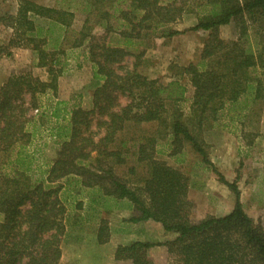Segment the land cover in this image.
<instances>
[{"label": "trees", "instance_id": "trees-1", "mask_svg": "<svg viewBox=\"0 0 264 264\" xmlns=\"http://www.w3.org/2000/svg\"><path fill=\"white\" fill-rule=\"evenodd\" d=\"M70 1L50 7L18 0L12 10L0 9V28L11 33L0 59L10 48H27L33 66L48 75L41 81L11 72L0 87V264H58L62 239L69 229L82 231L85 213L97 218L126 208L132 213L123 221L150 220L174 238L119 245V264H264V224L245 212L236 182L216 170L201 139L220 126L240 133L247 146L253 141L242 128L258 116L256 107L264 109V0H80L78 9ZM76 13L84 15L78 32L71 29ZM188 14L196 22L187 31L208 33L198 61L166 83L142 75L138 62L152 40L182 34L172 25ZM230 24L234 38L221 39L219 27ZM73 53L91 65L88 110L59 95ZM129 57L133 64L124 66ZM46 93L56 99L46 117L59 149L43 166L39 151L28 149L27 127L35 124L27 114ZM185 146L232 192L227 214L192 221L187 176L159 158L180 164ZM109 235L100 219L96 242Z\"/></svg>", "mask_w": 264, "mask_h": 264}, {"label": "rangeland", "instance_id": "rangeland-1", "mask_svg": "<svg viewBox=\"0 0 264 264\" xmlns=\"http://www.w3.org/2000/svg\"><path fill=\"white\" fill-rule=\"evenodd\" d=\"M17 1L18 0H0V9L10 11L15 7ZM31 1L43 6L52 7L57 5L56 0ZM173 1L177 0H162L163 3ZM70 5L71 8L78 9L82 5V2L80 0H71ZM83 19V14L76 13L71 29L78 32ZM195 22L196 19L194 14L183 15L179 22L172 25V28L184 31L182 34L176 35L165 42L163 39L152 40L151 44L153 45L146 49L144 55L139 59L138 71L149 79H156L162 83H166L170 80L172 75L178 72V68L187 66L192 62L196 63L208 33L203 31H187ZM71 34V31H69V40L72 39L73 34ZM218 35L224 40L233 39L234 28L232 24L220 26ZM10 37L11 33L9 30L0 28V44L2 46H6ZM143 47L144 46L141 45L140 48ZM9 51L11 52V56L2 57L0 60V83L3 81L7 72L20 73L28 71L41 81L48 80V75L44 69L35 68L33 62L28 64V52L30 53V50L27 48L14 47L10 48ZM76 53H73L74 55L72 56L70 55L73 59H70L68 62L65 75L59 84V93L63 98H68L70 102H73V100L77 103L87 101L88 108L85 110H88L92 107L91 95L95 87V84L92 82L91 67L86 70V75L87 77L91 76V80L86 83L83 89L73 91L70 87L69 76L73 71H78L76 64L81 61L80 58H74ZM133 61L134 58H125L122 64L131 67ZM84 62L85 64H89L86 60ZM186 87L188 88L186 96L190 97V86L186 84ZM48 94V96L45 94L38 96L37 102L40 109L47 106V101L51 98V94ZM27 99L28 97L26 96V105ZM49 102H51V99ZM118 103L124 105L125 100L120 98ZM256 113L258 116L256 118L254 117L253 120H249L250 123H246L245 127L242 128L244 135L250 134L253 139L252 143L248 146L246 145L248 139H242L240 133L233 134L232 130L234 131V129L230 127L221 128L218 126L213 130H204L201 133V139L207 158L216 170L228 182H236L245 212L254 220H258L264 224V109L260 111L259 107H256ZM42 114L46 116L44 115L45 113ZM27 117H34L32 119L34 123L31 124L37 126L36 122L39 121L38 124L41 126L40 128H32L30 125L27 127L33 134L32 143L29 147L36 148L41 152L40 154L39 152L36 153V162L41 165H46L48 164L46 162L54 159L50 160L44 155L46 150H51L53 154L54 152L52 151H55L56 154L59 145L56 143L48 149V143L43 141V136L45 137L44 133H42L44 122H42L40 118V113L36 114L34 110H30ZM220 124L223 126L225 123L220 122ZM151 128V126H145L144 129L149 130ZM130 135L131 134H126L124 137ZM162 143L163 142L160 141L158 146ZM166 155L167 154H160L159 158L170 166H174L182 171L188 178V198L194 207L191 215L192 221H198L205 216L220 217L227 214L232 209L234 204L232 192L218 181V177L209 167L200 162L198 155L192 152L188 146H185L182 150L180 156L184 159V162L180 164L174 163V160ZM117 210L119 209L111 211V213L108 214L102 213L97 218L91 216V218L88 219L87 217H90L92 213H85L84 218H86V220L82 224V231L78 232L75 228L72 230L69 229L68 236L62 239L60 244L61 258L58 264H119L114 260V251L117 246L129 243L133 236L129 234V223L123 221L125 220L123 216L127 218L126 213ZM100 219L104 220L107 224H112V227L118 230V234L113 237L112 241L108 242V239V243L106 242L107 244L105 243V245L98 244L95 238L97 223ZM152 231L156 235L153 240L154 242H163L174 238V234L170 233V237L158 241L161 236H158L156 230L152 229ZM77 235L80 236V238L74 239ZM156 251H158V249L155 250V252Z\"/></svg>", "mask_w": 264, "mask_h": 264}, {"label": "crops", "instance_id": "crops-1", "mask_svg": "<svg viewBox=\"0 0 264 264\" xmlns=\"http://www.w3.org/2000/svg\"><path fill=\"white\" fill-rule=\"evenodd\" d=\"M28 55H29V60H28L29 62H28V64H31L34 60L32 59V57H31V55H30L29 52H28ZM72 55H74V54H72ZM74 58L75 59L80 58L81 61L78 62V64H76V67L78 68V71H73L72 74L69 76V82H70V87L72 88L73 91H79V90L83 89L84 86L86 85V83L90 82V80H91V76L87 77V75H86V70H87V68H90L91 65L90 64H87V63L85 64V62H84L85 59L83 58V55L81 53L78 54V55L76 54V56H74ZM70 59H73V58L71 57ZM69 60H68V62H69ZM0 67H1V64H0ZM67 71H69V70H67ZM9 75H10V72H7L6 75H5V77H4V79H3V81L0 83V86L5 82V80L8 78ZM66 78H67V76H66ZM62 79L60 80V82L62 81ZM60 82H59V84H60ZM59 92H60V88H59ZM45 95L48 96L49 94L46 93ZM59 95H60V93H59ZM67 100H68V105L69 106L70 105H77V106L81 107L82 109H87L88 108L87 101H84L82 103H79V102L77 103V102H74V100H73V102H70V100L68 98H67ZM49 101H50V99H49ZM49 101H47L48 103H47V106L45 108H41L40 109V107H39L37 113H40V115L42 113H45V115L47 116L48 111L51 109V107L53 106V104L56 101V99H52L51 102H49ZM46 116L44 118L45 121H43L44 122V124H43V127L44 128L42 129V133H44V135H45V137L43 136V141H45V143H48V145H49L48 146V149H49V148H51V146H54L56 144V142L54 141V139L52 137L49 136V130H50L51 126L53 125V121L52 120H47V117ZM33 118L34 117H32V119ZM32 123H34V122H32ZM36 123H37V126L35 125V127L36 128H40L41 127L40 124H38V122H36ZM28 149L30 151H35V150H36V152L39 151L36 148H31V146L28 147ZM52 152H54V154L51 153V150H46V152H45L44 155L46 157H48V159L51 160L55 156V151H52ZM40 153L41 152H39V154ZM49 162L50 161H48L46 163H49ZM117 211L125 212L126 215H127V218L129 216H131V213H132L129 208L119 209ZM123 217H124V219H127L125 216H123ZM108 225H109V228H110V235H109V241L108 242H111L112 239H113V237L116 234H118V230H116V228H113L112 227V224H108ZM129 226H130L129 234L133 236V238H132V240H130V242H133V241L154 242L153 240H154V238H155L156 235L154 234V232L152 231V229L156 230V233L158 234V236H161L158 241H161L163 239H167L168 237H170L169 236L170 233L164 232V230L162 229V227H161L160 224L155 223V222L150 221V220L149 221L139 222V223H136V224H130L129 223Z\"/></svg>", "mask_w": 264, "mask_h": 264}, {"label": "built area", "instance_id": "built-area-1", "mask_svg": "<svg viewBox=\"0 0 264 264\" xmlns=\"http://www.w3.org/2000/svg\"><path fill=\"white\" fill-rule=\"evenodd\" d=\"M38 110H34V113H37Z\"/></svg>", "mask_w": 264, "mask_h": 264}]
</instances>
